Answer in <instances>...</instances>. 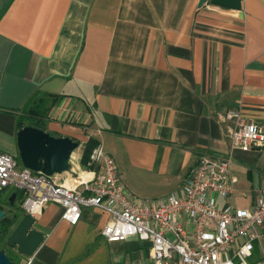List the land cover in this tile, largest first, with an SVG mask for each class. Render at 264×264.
Returning <instances> with one entry per match:
<instances>
[{
    "label": "crops",
    "instance_id": "obj_1",
    "mask_svg": "<svg viewBox=\"0 0 264 264\" xmlns=\"http://www.w3.org/2000/svg\"><path fill=\"white\" fill-rule=\"evenodd\" d=\"M198 1L0 0V151L18 158V122L43 98V130L79 142L70 161L102 145L136 200L177 190L207 154L231 157L230 201L248 208L264 189V148L232 150L221 117L239 108L264 127V0L240 11ZM61 215L44 207L43 241L17 264H147L150 242L101 236V210L83 208L74 226ZM252 259L264 263L260 241Z\"/></svg>",
    "mask_w": 264,
    "mask_h": 264
},
{
    "label": "built area",
    "instance_id": "obj_2",
    "mask_svg": "<svg viewBox=\"0 0 264 264\" xmlns=\"http://www.w3.org/2000/svg\"><path fill=\"white\" fill-rule=\"evenodd\" d=\"M57 119L72 112L60 108ZM230 123L232 150L264 148V127L246 120L239 108L221 117ZM230 156L202 155L179 188L158 200L138 201L126 191L114 158L97 144L87 167L65 171L61 183L22 166L17 157L0 151V190L21 193L20 208L36 218L48 204L62 208L61 218L76 225L83 208H97L109 218L101 230L108 242L131 237L150 242L147 264H264L252 259L264 234V189L254 192L251 205L230 200L236 178Z\"/></svg>",
    "mask_w": 264,
    "mask_h": 264
},
{
    "label": "water",
    "instance_id": "obj_3",
    "mask_svg": "<svg viewBox=\"0 0 264 264\" xmlns=\"http://www.w3.org/2000/svg\"><path fill=\"white\" fill-rule=\"evenodd\" d=\"M242 0H199L198 7L206 3L240 11ZM18 158L23 167L46 176L61 174L70 168L72 153L78 149L79 142L69 137H55L48 132L32 126H24L16 133ZM16 192L10 196L12 205ZM4 212L0 210V220ZM35 218L24 214L14 225L6 244L15 248L19 255L31 257L43 241V234L34 229ZM0 264H11L0 250Z\"/></svg>",
    "mask_w": 264,
    "mask_h": 264
},
{
    "label": "trees",
    "instance_id": "obj_4",
    "mask_svg": "<svg viewBox=\"0 0 264 264\" xmlns=\"http://www.w3.org/2000/svg\"><path fill=\"white\" fill-rule=\"evenodd\" d=\"M44 100L45 99H43V98H40L39 100H36L37 102L32 100V101L35 102L34 107H32L27 112H26V110L23 111L24 114H27V116H28L27 118H29V121H33V123H28L27 126H32V127L38 128L40 130H43V125L41 124L42 123L41 121L46 116V110L43 109ZM25 124L26 123L24 121V118H21L20 121L18 122V128L21 129L22 127L25 126ZM49 134L52 135V136H55V137H60L58 134H52V133H49ZM86 150L88 151L89 149L86 148ZM18 160H19V158H18ZM6 192H7L6 189L0 190V210H3V207H2L3 205L7 206L9 208V210H10L9 215L4 214L2 219L0 220V250L6 254V256L10 260L11 264H15V262L11 258V256H9L4 251V249L2 247V244L7 246L6 240H7L8 236H9V234L11 233L12 228L16 224L18 218L20 217V215L22 213L24 214V212L22 211V209L20 208L19 205H17V207H16L15 203H13L12 205L10 204V196H11V194L13 192H10L9 194L8 193L6 194ZM16 200H17V197L15 198V201Z\"/></svg>",
    "mask_w": 264,
    "mask_h": 264
},
{
    "label": "rangeland",
    "instance_id": "obj_5",
    "mask_svg": "<svg viewBox=\"0 0 264 264\" xmlns=\"http://www.w3.org/2000/svg\"><path fill=\"white\" fill-rule=\"evenodd\" d=\"M34 105H35V102L32 101L28 105V107L26 108V112L29 111L32 107H34ZM45 106H47V102L44 100V102H43V109H47V108H44ZM27 117H28L27 114H24V121H25V123H33V121H29V118H27ZM89 151L90 150H88V151L87 150H84L81 158L78 157L79 160H77V161H76V158H75V156H76L75 155L76 152H75L74 153V158L72 159V162H73L74 166H78L81 169H84L85 167H87ZM10 192H11V190H7L6 194L7 193L9 194ZM20 202H21V193L18 192L17 200L14 202L15 203V206L17 207V205H19ZM2 207H3V210L2 211L4 212V214L9 215V213H10L9 208L7 206H4V205ZM260 244L264 248V238L260 240ZM2 247H3L4 251L9 256H11V258L14 260L15 264H17L18 263V260H19V257H18V254L16 252V249L15 248H11L9 246H5L3 244H2ZM258 255H259V257H261L262 254L255 253V259L259 258Z\"/></svg>",
    "mask_w": 264,
    "mask_h": 264
}]
</instances>
